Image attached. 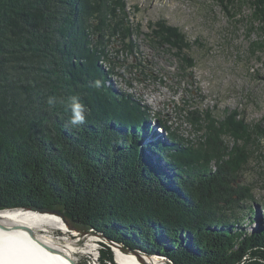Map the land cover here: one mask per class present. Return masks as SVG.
<instances>
[{"label": "trees", "instance_id": "16d2710c", "mask_svg": "<svg viewBox=\"0 0 264 264\" xmlns=\"http://www.w3.org/2000/svg\"><path fill=\"white\" fill-rule=\"evenodd\" d=\"M250 7L264 47V0ZM126 13L123 0H0V210L58 211L72 228L171 264H237L247 253L264 260V214L246 230L259 214L238 180L248 144L264 130L233 111L211 121L195 147L157 119L162 141L140 144L149 109L104 84L120 61L109 43L134 48ZM145 36L174 47L183 71L191 66L176 27L161 20ZM109 59L106 71L99 62ZM73 97L86 108L83 125L69 124ZM197 113L191 122L201 127ZM106 249L100 261L115 264Z\"/></svg>", "mask_w": 264, "mask_h": 264}, {"label": "rangeland", "instance_id": "374dc122", "mask_svg": "<svg viewBox=\"0 0 264 264\" xmlns=\"http://www.w3.org/2000/svg\"><path fill=\"white\" fill-rule=\"evenodd\" d=\"M123 1L133 30L134 48L132 52L121 51L119 43H109L108 56L113 61L116 58L120 61L115 68L118 74L108 73L104 84L133 95L149 109L146 122L149 128L143 129L145 123L141 124L146 136L140 144L162 141L165 132L159 128L157 119L167 121L172 130L195 147L204 142L211 121L223 120L233 111H237L245 123H258L264 130V47L260 23L252 16L250 0ZM161 20L185 36L188 47L183 49L192 64L184 71L181 66L187 64L183 65L175 55L174 47L169 50L167 42L159 45L145 36ZM109 62L110 59L99 64L108 71ZM189 111H194L193 119ZM197 111L201 116V127L191 122L198 116ZM154 132H162L161 137ZM219 139L229 146L235 140L227 133H221ZM253 141L248 144L247 164L238 176L240 183L251 187L253 200L246 203H253L259 214L254 222L246 225L247 231L258 228L260 216L264 214V136L255 137ZM145 152L162 164V160L151 155L153 153L147 149ZM59 220L64 225L62 228L44 225L35 232L50 238L55 245L69 246L77 264H98L93 262L98 253L100 264H111L100 261L101 252H106V248L111 249L115 264H118L115 249L133 253L141 262L171 264L164 256L128 251L90 230L72 228L64 219ZM250 263L264 264V260L247 253L237 264Z\"/></svg>", "mask_w": 264, "mask_h": 264}, {"label": "bare ground", "instance_id": "6f19581e", "mask_svg": "<svg viewBox=\"0 0 264 264\" xmlns=\"http://www.w3.org/2000/svg\"><path fill=\"white\" fill-rule=\"evenodd\" d=\"M0 214V218H3L0 219V264H77L72 250L67 248L69 246L55 245L50 238L35 232L36 228L44 225L62 228L64 225L59 216L24 209L20 212L1 210ZM24 226L30 231L24 229ZM114 255L118 264L150 263L146 260L143 263L133 253H124L118 249H115ZM93 262L100 264L96 256ZM152 263L157 264L154 261Z\"/></svg>", "mask_w": 264, "mask_h": 264}, {"label": "clouds", "instance_id": "9594fccd", "mask_svg": "<svg viewBox=\"0 0 264 264\" xmlns=\"http://www.w3.org/2000/svg\"><path fill=\"white\" fill-rule=\"evenodd\" d=\"M93 87H101V81H93ZM48 103L52 104L54 103V100L52 98H49ZM67 107L71 113L69 124L71 126L83 125L85 122V106L77 98L73 97L70 103H68Z\"/></svg>", "mask_w": 264, "mask_h": 264}, {"label": "water", "instance_id": "95a60500", "mask_svg": "<svg viewBox=\"0 0 264 264\" xmlns=\"http://www.w3.org/2000/svg\"><path fill=\"white\" fill-rule=\"evenodd\" d=\"M7 210H17V211H21V210H23V209H7ZM26 210H29V211H36V212H40V213H51V214H55V215H57V216H59L61 219H63L62 218V216H61V214L58 212V211H54V210H49V209H45V208H43V209H36V208H30V209H26ZM1 211V210H0ZM24 229H26L27 231H30V229L28 228V227H23ZM100 241V240H99ZM115 244V243H114ZM116 245V244H115ZM118 246V245H117ZM118 247H120V245L118 246ZM113 250V249H112ZM114 251V250H113ZM114 254H115V251H114ZM98 255V258H99V253L97 254ZM115 262H116V259H115ZM146 262V261H145ZM150 264V263H149ZM152 264H154V263H152Z\"/></svg>", "mask_w": 264, "mask_h": 264}]
</instances>
